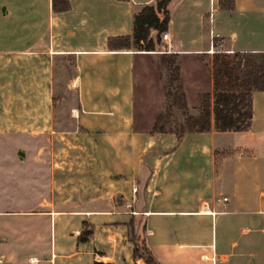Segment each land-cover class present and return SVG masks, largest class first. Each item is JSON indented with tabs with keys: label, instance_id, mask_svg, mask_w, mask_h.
Returning <instances> with one entry per match:
<instances>
[{
	"label": "crops",
	"instance_id": "crops-1",
	"mask_svg": "<svg viewBox=\"0 0 264 264\" xmlns=\"http://www.w3.org/2000/svg\"><path fill=\"white\" fill-rule=\"evenodd\" d=\"M68 1L54 12L51 0H0V264H133L139 227L158 264H264V91L247 130L153 133L163 108L140 126L136 98L156 52L107 39L131 34L133 12L155 0ZM233 1L169 4L193 114L212 95L207 55L264 52V0ZM64 79L76 104L60 126Z\"/></svg>",
	"mask_w": 264,
	"mask_h": 264
},
{
	"label": "trees",
	"instance_id": "trees-1",
	"mask_svg": "<svg viewBox=\"0 0 264 264\" xmlns=\"http://www.w3.org/2000/svg\"><path fill=\"white\" fill-rule=\"evenodd\" d=\"M129 1V0H121ZM172 0H155L145 4L132 15V33L111 36L107 39L110 50L134 48L136 51H155L161 34L169 20V4ZM220 8L231 10L233 0H219ZM68 0H51L54 12L66 11ZM152 31L155 36H151ZM216 42V41H215ZM214 42V43H215ZM212 69V95L199 97L198 113L190 112L185 92L179 81L180 66L177 53L159 52L157 69L163 78L164 110L157 115L151 128L153 133H174L178 137L190 132L244 131L250 128L255 91H264V52L215 51L209 59ZM175 107L181 110L182 119L175 115ZM92 234L85 224L78 235V242H85ZM134 263L142 259L144 264H158L147 249L143 239L139 242L132 230ZM141 243V244H140ZM93 264H114L94 260Z\"/></svg>",
	"mask_w": 264,
	"mask_h": 264
},
{
	"label": "rangeland",
	"instance_id": "rangeland-1",
	"mask_svg": "<svg viewBox=\"0 0 264 264\" xmlns=\"http://www.w3.org/2000/svg\"><path fill=\"white\" fill-rule=\"evenodd\" d=\"M218 39H212L213 42H215ZM134 49V48H133ZM157 50L156 54L152 55L153 59L150 62H144V71L143 73L137 75L138 80V87H137V100H136V115H137V121L139 122V125L142 126L143 120L151 121L154 113L160 111L162 108L164 110V96L161 94V90L163 92V78L160 76V73L157 69V61L159 56V51L162 50V44L159 42V45L156 47ZM206 59H210V55L206 56ZM65 65L68 66V69L71 70L69 61H65ZM191 66H187L184 72V81L187 83V81L191 82L193 81V77L191 74H189V69ZM70 72V71H68ZM67 74V72H65ZM66 74H61L63 78H66ZM140 75V76H139ZM59 88L61 89L58 92V95L56 96V109H55V122L61 126V124H64L66 122L65 118L68 115V111L71 106L76 104V95L75 92L71 89H67L66 86V80H62L60 82ZM192 83V84H191ZM190 83V87H187V103L189 110L192 111L193 108L197 105V96H196V87L194 86V82ZM144 86V88L141 91V85ZM161 84V85H160ZM143 93V95H142ZM148 97V98H146ZM146 101V103H145ZM165 103V102H164ZM148 107V108H147ZM145 109H148V112L145 111ZM162 110V111H163ZM192 113V112H191ZM175 115L178 118V120L182 119L181 116V110L179 107H175ZM138 232L135 233L136 239L140 242L142 239V231L141 227L138 228ZM141 244V243H140Z\"/></svg>",
	"mask_w": 264,
	"mask_h": 264
},
{
	"label": "built area",
	"instance_id": "built-area-1",
	"mask_svg": "<svg viewBox=\"0 0 264 264\" xmlns=\"http://www.w3.org/2000/svg\"><path fill=\"white\" fill-rule=\"evenodd\" d=\"M160 42L162 44V50L159 52H161V53H172L173 52L172 43L170 41V36H169V33L167 31H164L161 34ZM133 191L136 192L135 187L133 188ZM217 200L218 201L222 200L224 202V201H227V197H223L222 199H217ZM126 206L129 207V204H126Z\"/></svg>",
	"mask_w": 264,
	"mask_h": 264
}]
</instances>
